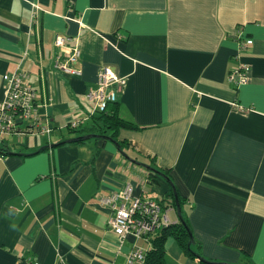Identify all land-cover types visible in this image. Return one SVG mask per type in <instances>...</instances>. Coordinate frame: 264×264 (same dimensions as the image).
I'll return each instance as SVG.
<instances>
[{
  "label": "crops",
  "instance_id": "1",
  "mask_svg": "<svg viewBox=\"0 0 264 264\" xmlns=\"http://www.w3.org/2000/svg\"><path fill=\"white\" fill-rule=\"evenodd\" d=\"M73 46L79 75L53 67ZM103 65L125 76L114 106L138 128L119 129L120 147L61 143L85 135L67 124L90 125L84 94ZM240 65L248 80L235 85ZM19 66L53 130L0 153V264H124L146 243L118 237L98 197L130 183L159 201L164 175L185 198L196 253L169 236L166 264H264V0H0V99Z\"/></svg>",
  "mask_w": 264,
  "mask_h": 264
},
{
  "label": "built area",
  "instance_id": "2",
  "mask_svg": "<svg viewBox=\"0 0 264 264\" xmlns=\"http://www.w3.org/2000/svg\"><path fill=\"white\" fill-rule=\"evenodd\" d=\"M67 38L58 34L55 44L63 46ZM251 39L243 40L242 45L250 44ZM80 56L78 46L70 48L66 59L57 55L53 67L70 75H79L81 70L76 66ZM6 81L5 93L0 99V141L6 136L16 137L21 141L28 135L49 137L53 128L48 118H42L35 106L36 93L29 84L28 72L19 66L14 71L3 75ZM228 80L240 85L248 80V67L240 65L228 73ZM125 83V76L117 74L111 66L103 65L98 71L97 85L84 94L90 103L87 115L89 119L98 113L105 112L116 103L117 94ZM84 117L72 118L67 126H83ZM98 202L109 207L113 214L108 219L111 230L120 238L131 235L145 241L146 245L134 243L127 252L124 264H145L146 252L151 246L150 234L172 223L168 216V207L154 198H144L135 194L133 186L127 183L123 188L108 194H100ZM25 264H39L32 256H25Z\"/></svg>",
  "mask_w": 264,
  "mask_h": 264
},
{
  "label": "trees",
  "instance_id": "3",
  "mask_svg": "<svg viewBox=\"0 0 264 264\" xmlns=\"http://www.w3.org/2000/svg\"><path fill=\"white\" fill-rule=\"evenodd\" d=\"M116 103L109 106L108 110L105 112H101L93 115L90 119V125L80 126L77 128L68 129L71 131L82 132L85 131V134H98V135H108L113 139H116L117 133L120 128H138L133 123H130L128 120L120 117L117 114L115 105ZM100 138V137H97ZM83 141V140H81ZM80 142V141H73ZM72 143V142H71ZM7 147V142L5 139L0 141V153L5 154ZM7 152H9L7 150ZM150 175H153V171L151 170ZM169 187L166 190L163 197L159 200L162 206L167 207L169 205L175 206V195L178 199L180 206V216L179 219L175 223H170L167 226L156 230L155 232L150 234V242L151 246L146 252V260L145 264H166L165 261V248L164 243L165 239L169 236H172L176 242L181 246V248L190 256L196 254L192 249V244L194 242L193 234L192 237L190 235L191 229L190 226L183 214V205L185 204V198L179 195L176 190V187L172 183L170 176L168 175ZM183 220L184 223L181 221ZM207 264H214L211 261L204 260Z\"/></svg>",
  "mask_w": 264,
  "mask_h": 264
},
{
  "label": "water",
  "instance_id": "4",
  "mask_svg": "<svg viewBox=\"0 0 264 264\" xmlns=\"http://www.w3.org/2000/svg\"><path fill=\"white\" fill-rule=\"evenodd\" d=\"M91 137H101V138H104V139H108V140L112 141L113 143H115L118 147H120L119 146V143L115 139H113L112 137H110L108 135H98V134H85V135H81V136L74 137L72 139H68L66 141H62L61 143L73 142V141H81V140H85V139H88V138H91ZM56 144H59V143H56ZM53 145H55V144H53ZM145 166H147V165H145ZM147 167L149 168V170H152L153 172L161 173V172H159L157 169H155L153 167H149V166H147ZM164 176H165L166 180H168V177L166 175H164ZM175 204H176V208H177L178 217H179V219H181V216H180V206H179V202H178V199H177L176 195H175ZM181 221L184 223L183 220H181ZM190 235L192 237V233H190ZM213 263L214 264H230V263H225V262H213Z\"/></svg>",
  "mask_w": 264,
  "mask_h": 264
},
{
  "label": "rangeland",
  "instance_id": "5",
  "mask_svg": "<svg viewBox=\"0 0 264 264\" xmlns=\"http://www.w3.org/2000/svg\"><path fill=\"white\" fill-rule=\"evenodd\" d=\"M5 141L10 145L12 146V148H15V146L17 145V138L16 137H13V136H6L5 137ZM110 141V140H109ZM112 142V141H111ZM156 169V168H155ZM184 211V209H183ZM145 246V245H144Z\"/></svg>",
  "mask_w": 264,
  "mask_h": 264
},
{
  "label": "bare ground",
  "instance_id": "6",
  "mask_svg": "<svg viewBox=\"0 0 264 264\" xmlns=\"http://www.w3.org/2000/svg\"><path fill=\"white\" fill-rule=\"evenodd\" d=\"M169 206H171V205H169ZM172 207V206H171ZM175 207H176V204H175ZM176 210H177V208H176Z\"/></svg>",
  "mask_w": 264,
  "mask_h": 264
}]
</instances>
